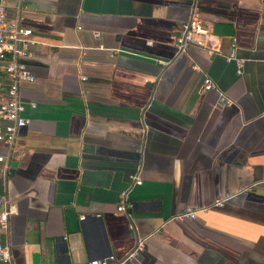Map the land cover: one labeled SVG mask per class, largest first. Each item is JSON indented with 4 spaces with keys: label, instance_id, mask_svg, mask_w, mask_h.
<instances>
[{
    "label": "crops",
    "instance_id": "obj_1",
    "mask_svg": "<svg viewBox=\"0 0 264 264\" xmlns=\"http://www.w3.org/2000/svg\"><path fill=\"white\" fill-rule=\"evenodd\" d=\"M190 3L6 0L36 42L19 87L35 107L8 154L9 264L119 260L137 240L126 264H264V0H196L232 25L221 54L175 52ZM133 174L129 220L115 206Z\"/></svg>",
    "mask_w": 264,
    "mask_h": 264
},
{
    "label": "built area",
    "instance_id": "obj_2",
    "mask_svg": "<svg viewBox=\"0 0 264 264\" xmlns=\"http://www.w3.org/2000/svg\"><path fill=\"white\" fill-rule=\"evenodd\" d=\"M16 12L21 9L20 2L14 6ZM211 24L204 22L198 15L196 0H191L189 17L181 24L178 34L174 38L176 53L185 52L190 46L205 50L208 54H221L219 47L214 43ZM29 28L23 27L17 15H7L6 0H0V143L7 150L6 154H0V262L9 264L11 253L9 245V218L16 215L17 208L7 196V172L9 151L20 128L27 124L28 119L24 115L25 108L35 107L34 102H24L19 94L20 84L33 81V74L22 63L21 58L29 53V47L36 42L31 37ZM226 61H234L239 67L241 60L235 57L234 50L230 49L223 54ZM191 69L200 71L195 63H191ZM240 70L237 69V73ZM212 80L203 74L201 90L206 91L213 88ZM218 101L221 104H230L231 100L219 95ZM128 186L119 193L115 206L116 211L123 212L129 218L131 204L128 201V193L133 186L140 185L141 179L137 174L130 175ZM222 200H215L212 205L221 206ZM206 208H184L177 218L193 219L198 211ZM80 216L79 219H82ZM129 229H133L131 222ZM65 239V237H62ZM141 249V240H137L135 247L122 259L116 260L112 255L104 259H93L86 264H126L130 259L137 258Z\"/></svg>",
    "mask_w": 264,
    "mask_h": 264
},
{
    "label": "water",
    "instance_id": "obj_3",
    "mask_svg": "<svg viewBox=\"0 0 264 264\" xmlns=\"http://www.w3.org/2000/svg\"><path fill=\"white\" fill-rule=\"evenodd\" d=\"M212 29V34L216 35L217 37H231L232 36V25L229 23H224V22H213L211 25ZM98 218H96L97 220ZM99 220V219H98ZM63 239V238H61ZM62 245V249L61 246ZM56 250L58 251H63L65 248H63V243H57L56 244ZM67 264V262H66Z\"/></svg>",
    "mask_w": 264,
    "mask_h": 264
}]
</instances>
